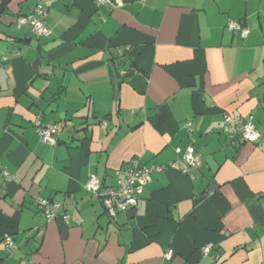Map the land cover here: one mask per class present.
<instances>
[{"label":"crops","instance_id":"obj_1","mask_svg":"<svg viewBox=\"0 0 264 264\" xmlns=\"http://www.w3.org/2000/svg\"><path fill=\"white\" fill-rule=\"evenodd\" d=\"M121 1L45 0L37 36L14 26L36 0H0V264H264V0ZM224 113L252 115L258 139L225 135ZM190 145L193 177L177 168ZM132 158L162 169L111 218L84 184Z\"/></svg>","mask_w":264,"mask_h":264},{"label":"built area","instance_id":"obj_2","mask_svg":"<svg viewBox=\"0 0 264 264\" xmlns=\"http://www.w3.org/2000/svg\"><path fill=\"white\" fill-rule=\"evenodd\" d=\"M36 1V5L32 12L16 17L14 26L18 30L28 26L37 36H46L50 33L44 21L47 14V7L44 4L45 0ZM95 3L97 5L103 3H111L116 6L122 5L121 0H95ZM227 28L230 31L239 33L241 37H245L248 33L247 28L240 21H230L227 24ZM126 49L127 48H125V50ZM123 51L124 49L121 48L118 53L122 55ZM13 54H18V52L13 51ZM6 59V56H0V64ZM252 119V115L237 117L229 113H224L220 122L222 132L231 139L240 138L246 141H256L259 137V133ZM34 126L43 142L51 144L55 142V136L59 130L57 124H44L41 119L36 118L34 120ZM186 127L188 131H191L190 122L186 123ZM176 150L180 151L179 148ZM200 156V153L197 152L192 145L188 146L181 159L178 161V170L193 177L195 169L200 164ZM161 169L162 165L146 164L142 163L138 158H132L125 166L117 171V178L114 184H102L98 177L90 175L84 187L90 195L100 200L108 216L115 218L118 213L125 212L129 208H134L137 205L144 187L151 181L153 172ZM1 173L7 180L12 179V176L9 175L5 168H2ZM35 206L47 219H54L60 215V202L38 198L35 201ZM61 215L67 217L65 211L61 212ZM2 241L7 253H10L15 248L11 236H4ZM211 247L212 244L203 245L200 248V252L203 256H209L211 260H216L218 259V255H209ZM171 255L172 249H167L165 256L169 258Z\"/></svg>","mask_w":264,"mask_h":264},{"label":"trees","instance_id":"obj_3","mask_svg":"<svg viewBox=\"0 0 264 264\" xmlns=\"http://www.w3.org/2000/svg\"><path fill=\"white\" fill-rule=\"evenodd\" d=\"M3 2H4V1H3ZM4 3H6V2H4ZM4 3H2V6H0V9H3V8H4ZM238 139H239V141H246V140H243V139H240V138H238ZM116 178H117V177H116ZM101 182H102V181H101ZM102 184H105V183L102 182ZM113 184H114V183H113ZM106 185H111V184H106ZM86 191H87V190H86ZM87 192H88V191H87ZM88 193H89V192H88ZM49 200H51V201H57V200H52V199H49ZM57 202H60V201L58 200ZM60 203H61V208H62V204H63V203H62V202H60ZM60 210H61V211H60ZM60 210H59V211H60L59 213L63 212L62 209H60Z\"/></svg>","mask_w":264,"mask_h":264},{"label":"rangeland","instance_id":"obj_4","mask_svg":"<svg viewBox=\"0 0 264 264\" xmlns=\"http://www.w3.org/2000/svg\"><path fill=\"white\" fill-rule=\"evenodd\" d=\"M120 213H122V212H120ZM120 213H118V214H120ZM118 214H117V215H118Z\"/></svg>","mask_w":264,"mask_h":264}]
</instances>
